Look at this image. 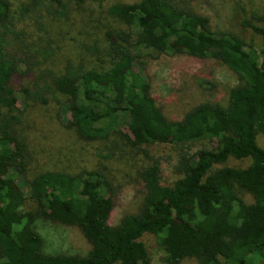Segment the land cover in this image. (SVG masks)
<instances>
[{"label":"trees","instance_id":"1","mask_svg":"<svg viewBox=\"0 0 264 264\" xmlns=\"http://www.w3.org/2000/svg\"><path fill=\"white\" fill-rule=\"evenodd\" d=\"M49 3L57 18L67 15L68 0ZM107 13L124 29L105 32L103 60L45 72L20 93L39 104L58 94L65 127L83 140L116 134L132 149L173 147L178 178L163 185L159 160L142 151L149 164L139 172L140 205L115 225L109 223L113 203L104 195L109 185L102 173L43 172L27 181L28 154L17 129L20 110L11 84L39 62L7 51L9 39L18 35L8 1L0 0V264H150L139 241L143 234L156 238L165 264L185 258L199 264H264V148L256 142L264 136V15L260 25L247 26L259 39L255 49L212 31L206 17L178 0L115 3ZM147 50L213 59L236 75L237 84L225 105L201 102L179 119H167L146 80L131 73ZM228 159L249 164L223 166ZM14 177L23 179L25 194ZM43 221L76 226L90 249L83 255L45 252L36 228Z\"/></svg>","mask_w":264,"mask_h":264},{"label":"rangeland","instance_id":"2","mask_svg":"<svg viewBox=\"0 0 264 264\" xmlns=\"http://www.w3.org/2000/svg\"><path fill=\"white\" fill-rule=\"evenodd\" d=\"M7 1L13 32L18 35L14 36L15 40L9 39L7 51L20 58L27 57L28 63L39 62L11 84L15 106L20 110L17 129L28 154L25 179L28 181L43 172L69 176L82 171L102 173L109 185L104 195L113 203L109 223L115 225L124 215L135 213L140 205L143 189L139 172L149 164L146 156L159 160L161 183L169 186L178 178L173 171L177 152L165 144L132 149L116 134L104 140H83L65 127L67 116L58 94L46 104H39L24 100L20 90L37 76L56 73L67 64L81 65L94 58L103 60L107 45L105 32L124 29L109 16L108 8L115 3L137 0H68L67 15L58 18L49 12L55 8L49 0ZM178 1L186 10L206 17L212 31L229 33L255 49L259 47L258 37L247 26L260 25L264 0ZM96 49L98 52L94 56L92 53ZM45 52L50 55L42 59ZM131 73L146 80L155 105L167 119H179L201 102L225 105L229 89L237 84L236 75L213 59L195 60L181 53L166 55L153 50L143 52ZM256 142L264 148V136L258 135ZM199 148L200 145L194 147ZM248 164V159H228L223 166L244 168ZM14 179L25 194L23 179ZM241 197L245 202L251 201L248 194ZM30 206L26 202V208ZM36 228L47 253L83 255L90 249L76 226L43 221L37 223ZM139 241L148 253L150 264H165L154 236L143 234ZM178 264L199 263L185 258Z\"/></svg>","mask_w":264,"mask_h":264}]
</instances>
